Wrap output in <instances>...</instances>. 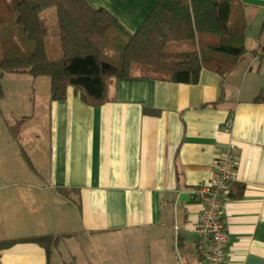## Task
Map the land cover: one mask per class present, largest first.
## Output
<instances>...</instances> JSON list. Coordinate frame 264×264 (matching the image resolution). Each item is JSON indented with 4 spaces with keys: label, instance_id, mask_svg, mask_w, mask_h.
Returning <instances> with one entry per match:
<instances>
[{
    "label": "crops",
    "instance_id": "0c3cea01",
    "mask_svg": "<svg viewBox=\"0 0 264 264\" xmlns=\"http://www.w3.org/2000/svg\"><path fill=\"white\" fill-rule=\"evenodd\" d=\"M85 1L130 32L157 3ZM241 1L248 20L245 45L255 54L224 81L208 70L194 84L135 72L132 78L111 77L107 101L91 107L72 89L65 99L51 100L49 79L3 75L0 240L74 235L61 238L49 256L34 243L0 249V264H73L53 252L62 240L80 235L98 237L94 246L107 247L109 256L103 259L83 242L78 264H118L121 238L141 247L129 264H205L195 228L202 208L196 189L210 181L216 158L229 144L235 168L221 213L227 235L223 264H264V62L258 56L264 0ZM46 50L49 55L47 45ZM52 51L51 58L61 55L58 33ZM17 121L14 137L9 126ZM55 188L79 191L80 215Z\"/></svg>",
    "mask_w": 264,
    "mask_h": 264
},
{
    "label": "trees",
    "instance_id": "16d2710c",
    "mask_svg": "<svg viewBox=\"0 0 264 264\" xmlns=\"http://www.w3.org/2000/svg\"><path fill=\"white\" fill-rule=\"evenodd\" d=\"M50 7L56 12L61 50L57 58L47 54V27L41 18ZM247 25L241 0H157L132 32L107 10L85 0H0V80L5 73L47 76L51 100L65 99L72 89L91 107L107 101L111 77H135L134 67L143 78L194 84L201 71L208 70L224 81L246 57L255 54L245 45ZM171 44H186L190 49L168 51ZM20 124L9 126L14 137ZM21 155L34 171L23 150ZM54 190L80 215L76 188ZM73 235L4 239L0 249L34 243L49 256L61 238Z\"/></svg>",
    "mask_w": 264,
    "mask_h": 264
},
{
    "label": "built area",
    "instance_id": "2783aa9c",
    "mask_svg": "<svg viewBox=\"0 0 264 264\" xmlns=\"http://www.w3.org/2000/svg\"><path fill=\"white\" fill-rule=\"evenodd\" d=\"M258 56L264 62V46ZM232 149L233 144H229L218 155L210 181L196 189L202 208L195 228L204 246L205 264H223L226 255L227 235L221 213L235 168Z\"/></svg>",
    "mask_w": 264,
    "mask_h": 264
},
{
    "label": "rangeland",
    "instance_id": "374dc122",
    "mask_svg": "<svg viewBox=\"0 0 264 264\" xmlns=\"http://www.w3.org/2000/svg\"><path fill=\"white\" fill-rule=\"evenodd\" d=\"M41 18L43 19V21L46 24L47 27V39H46V45L48 48V52L49 55L51 57H54V53L52 51V44H53V39L55 37V35L58 33V27H57V20H56V12H55V8L54 7H50L45 9L42 13H41ZM190 49L189 46H187L186 44H171L168 46V51H178V50H187ZM140 69L134 67L133 68V72H139ZM5 77H12L10 76L9 73L5 74ZM31 77V76H28ZM38 78L41 79H49L47 76H39ZM6 87V85H5ZM7 91L12 90L13 87H11L10 85H8L7 87ZM2 89L4 91V86H2ZM8 98H7V102H8ZM10 103V100H9ZM70 210L73 211V208L71 205H69ZM115 237V236H113ZM94 240H98V237H93V236H88V235H80L75 239H65L62 240L59 244V248L55 249L53 254H61L63 255L66 259H68L71 263L73 264H78V256L81 255V244L84 242L86 243L85 248H90V250H95L97 251V255L101 256L103 259L106 258L108 259L109 256V251L106 250L107 247H103V246H94L93 241ZM120 241L122 242L121 244L123 245L122 247H120V251H118L117 253V260H119L118 264H129L130 262H126L127 259H132V257H139L138 253H141V247L140 246H134V242L133 240L130 238L129 240H127L126 238H121ZM80 244V246H79ZM90 244H93L92 246ZM93 253V254H94Z\"/></svg>",
    "mask_w": 264,
    "mask_h": 264
}]
</instances>
